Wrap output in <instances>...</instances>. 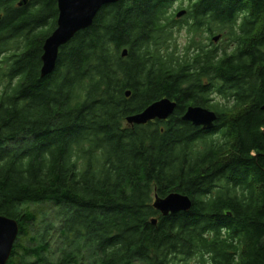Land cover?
<instances>
[{
	"label": "trees",
	"instance_id": "obj_1",
	"mask_svg": "<svg viewBox=\"0 0 264 264\" xmlns=\"http://www.w3.org/2000/svg\"><path fill=\"white\" fill-rule=\"evenodd\" d=\"M20 1L0 0V215L20 227L9 262L264 264V0H187V56L168 46L180 0H121L45 78L58 3ZM203 27L229 29L244 58H217L195 39ZM165 98L168 120L128 125ZM193 105L218 114L214 130L182 120ZM173 192L193 207L165 217L153 200Z\"/></svg>",
	"mask_w": 264,
	"mask_h": 264
},
{
	"label": "water",
	"instance_id": "obj_2",
	"mask_svg": "<svg viewBox=\"0 0 264 264\" xmlns=\"http://www.w3.org/2000/svg\"><path fill=\"white\" fill-rule=\"evenodd\" d=\"M121 0H57L59 17L57 28L46 39L43 47L41 77L51 75L57 66L60 49L70 43L75 36L93 25L98 13L111 4H116ZM28 0H21L19 6H26ZM187 14L185 9L177 13L178 18ZM2 15H0V21ZM219 37H215V42ZM128 55V50L123 51V56ZM131 92H127L129 97ZM177 108V103L170 99H163L154 102L146 110L133 114L126 118L131 125H146L157 120H168ZM218 114L202 106H191L188 108L182 120L191 122L195 127L205 131H212L216 127ZM153 207L163 216L176 215L181 212H189L193 207L192 199L185 194L173 192L166 197L155 196ZM157 224V220H153ZM20 234V227L15 219L0 215V264H12L9 262L14 246Z\"/></svg>",
	"mask_w": 264,
	"mask_h": 264
},
{
	"label": "rangeland",
	"instance_id": "obj_3",
	"mask_svg": "<svg viewBox=\"0 0 264 264\" xmlns=\"http://www.w3.org/2000/svg\"><path fill=\"white\" fill-rule=\"evenodd\" d=\"M188 4L187 0H180L177 1L172 8H170L169 14H176L178 11L182 10V9H186V6ZM182 7V8H181ZM181 8V9H180ZM177 16V15H176ZM176 16L174 15V18H176ZM172 32V36H171V40L168 44L169 46V51L170 52H177L179 56H184L187 54L189 45H190V39L192 38V35L189 33L188 28H172L171 29ZM219 37V36H217ZM199 41H201L203 44L209 45V41H207V37L206 36H202L199 38ZM215 42V41H214ZM218 47H221L223 49H228V44H227V39H222L221 42L217 43L215 42ZM1 84H0V91H1ZM224 101H220L219 98L216 99L215 102H213V104H219V105H223Z\"/></svg>",
	"mask_w": 264,
	"mask_h": 264
},
{
	"label": "flooded vegetation",
	"instance_id": "obj_4",
	"mask_svg": "<svg viewBox=\"0 0 264 264\" xmlns=\"http://www.w3.org/2000/svg\"><path fill=\"white\" fill-rule=\"evenodd\" d=\"M185 10L187 11V14L184 17H182V18H177V16H176L177 13L175 14V16H176L177 19H174V20L177 21L178 24L176 26H173V28H177V27H179V28H182V27L183 28L184 27L187 28L188 27L186 25V22H184L185 19L188 17V10L187 9H185ZM242 26H243V18L242 17H239L238 19H236L235 30L240 33V29L242 28ZM228 30H225L227 32H224V33H222V32H216L215 34H209L210 32L208 33L207 30L203 27V33L201 34V36H198V37L196 36L195 39L199 41V38L200 37L206 36L207 37V41H209V45H207L208 46L207 49L208 50L215 51V53H217V55H218L217 58H221L222 56H224V53H226V52L228 54H234V53H236L237 54L236 60L237 61H240V60H242L244 58V55L242 53H245V52H242V50H241V43L240 42H236V41L235 42L234 41L231 42V39H233V36L230 35V32L231 31L230 30L228 31ZM216 35L221 36V39H220L219 42H221L222 39H224V40L227 39L228 49H223L221 47L216 48L217 47V46H215L216 43L212 40L213 37L216 36ZM187 55H189V51H187V54L184 55V56H187Z\"/></svg>",
	"mask_w": 264,
	"mask_h": 264
},
{
	"label": "bare ground",
	"instance_id": "obj_5",
	"mask_svg": "<svg viewBox=\"0 0 264 264\" xmlns=\"http://www.w3.org/2000/svg\"><path fill=\"white\" fill-rule=\"evenodd\" d=\"M178 12H179V11H178ZM178 12H177V13H178ZM176 15H177V14H176ZM217 36H219V35L214 36L212 40L215 41L214 38L217 37ZM220 39H221V36H219V39H218V41H216V42L219 43ZM122 56H123V52H122ZM123 57H124V56H123ZM125 57H126V56H125ZM165 99H168V98H165ZM162 100H163V99H162ZM159 101H160V100H159ZM151 105H152V104H151ZM151 105H150V106H151ZM189 107H191V106H189ZM189 107H188V108H189ZM193 107H194V105H193ZM147 108H148V107H147ZM147 108H146V109H147ZM188 108H187V110H188ZM204 108H205V107H204ZM146 109H145V110H146ZM187 110H186V112H187ZM186 112H185V113H186ZM184 115H185V114H184ZM184 115H183V116H184ZM126 122H127V120H126ZM127 123H128V122H127ZM190 123H191V122H190ZM128 125H130V124L128 123ZM130 126H131V125H130ZM154 199H155V198H154ZM153 202H154V200H153Z\"/></svg>",
	"mask_w": 264,
	"mask_h": 264
}]
</instances>
